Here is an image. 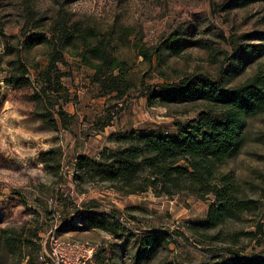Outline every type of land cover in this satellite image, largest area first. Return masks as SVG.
Masks as SVG:
<instances>
[{
    "label": "rangeland",
    "instance_id": "obj_1",
    "mask_svg": "<svg viewBox=\"0 0 264 264\" xmlns=\"http://www.w3.org/2000/svg\"><path fill=\"white\" fill-rule=\"evenodd\" d=\"M58 22L104 36L107 52L126 61L134 87L116 99L66 47L64 62L51 72L52 79L60 75L62 90L48 91L55 109L61 106L66 112L67 127L59 121L52 127L40 119L37 112L43 109L33 98L35 68L46 65L51 49L21 45L24 32L50 37ZM0 29L13 48L8 53L0 39V264H37L50 230L95 246L92 264H218L235 256L264 257V113L245 115L242 144L219 170L233 179L238 197L257 203L256 210L215 229L202 227L212 195L204 200L186 193L124 195L108 183L73 177L77 155L116 150L125 132L176 133L177 125L197 118L205 106L201 101L151 103L150 92L200 76L225 87L253 75L264 82V40L245 36L264 35V1L0 0ZM169 38L185 44L178 55L163 44ZM252 44L250 59L233 56L235 49ZM141 50L152 53L151 62L140 56ZM21 61L31 84H7L9 72ZM107 119L110 123L101 128ZM48 150L60 155L57 173L40 160ZM82 204L99 221L113 214L142 234L133 237L119 222L107 230L81 215L75 220ZM4 235L15 240V252L6 246ZM149 239L155 240L151 253L138 256Z\"/></svg>",
    "mask_w": 264,
    "mask_h": 264
},
{
    "label": "trees",
    "instance_id": "obj_2",
    "mask_svg": "<svg viewBox=\"0 0 264 264\" xmlns=\"http://www.w3.org/2000/svg\"><path fill=\"white\" fill-rule=\"evenodd\" d=\"M238 1L242 0H232L234 3ZM55 25L50 37L44 32H24L21 45L26 49L36 45H46L51 49L47 54L46 65L41 69L35 68L37 86L34 87L33 98L43 109L37 112L40 119L52 127H57L58 121L67 127L69 119L66 112L61 106L55 109L54 104L50 103L48 91L49 88H52L50 93L62 90L60 75L52 79L51 72L59 62H64L66 47H71V55L78 56L82 64L94 70L95 80L101 88L106 93H116V99L122 98L134 87L127 78L129 68L126 61L107 52L104 36L90 28L82 31L73 27L72 30L64 22ZM245 36L250 39L252 36H260L264 40V35L261 34ZM0 39L7 52L12 51L13 48L8 44L9 38L1 29ZM163 44L169 47L173 55H178L185 47L184 43L176 42L173 38L165 40ZM161 45L152 48V53L158 52ZM253 52L252 44L235 49L232 54L236 59L248 60ZM152 53L141 50L139 54L147 62H151ZM36 65L38 64H34L35 67ZM9 73L11 76L6 80L7 84H31L30 79L26 78L28 69L22 61L14 64V69ZM148 101L159 105L201 101L205 106L197 118L177 125L176 133L159 129H150L145 133L125 132L121 138L123 145L116 150L106 148L95 156L77 155L74 159L73 177L86 178L89 183H108L113 191L124 195L148 191H153L156 196L186 193L201 200L212 195L214 202L211 203L202 226L205 230L215 229L228 220L240 219L242 214L255 211L257 203L253 199L238 197L233 179L219 170L238 152L242 144L245 115L264 113L263 79L253 75L238 86L225 87L201 76L193 77L150 92ZM109 123L110 119H107L101 128ZM40 158L46 169L57 173L60 168L58 152L48 150L41 153ZM50 163L55 165L53 169ZM85 206L81 205L75 220L81 215L90 225L99 224L107 230H111L112 224L120 223L119 216L113 214L107 216L106 222L99 221L95 212L86 211ZM4 232L6 230L3 234ZM166 234L171 238L169 233ZM131 235L136 237L132 233ZM3 238L6 246L15 252V240L7 235ZM153 239L141 245L138 256L151 253L155 241ZM218 264H264V257L235 256L219 261Z\"/></svg>",
    "mask_w": 264,
    "mask_h": 264
},
{
    "label": "built area",
    "instance_id": "obj_3",
    "mask_svg": "<svg viewBox=\"0 0 264 264\" xmlns=\"http://www.w3.org/2000/svg\"><path fill=\"white\" fill-rule=\"evenodd\" d=\"M120 223L130 229L136 237L142 234L140 229H132L130 222ZM171 235V234H170ZM173 238V236L171 235ZM95 246L88 242L77 241L71 238H60L55 230H50L40 252L37 256V264H92Z\"/></svg>",
    "mask_w": 264,
    "mask_h": 264
},
{
    "label": "crops",
    "instance_id": "obj_4",
    "mask_svg": "<svg viewBox=\"0 0 264 264\" xmlns=\"http://www.w3.org/2000/svg\"><path fill=\"white\" fill-rule=\"evenodd\" d=\"M209 210V209H208ZM208 212V211H207Z\"/></svg>",
    "mask_w": 264,
    "mask_h": 264
}]
</instances>
